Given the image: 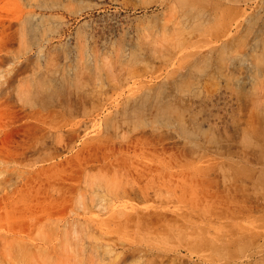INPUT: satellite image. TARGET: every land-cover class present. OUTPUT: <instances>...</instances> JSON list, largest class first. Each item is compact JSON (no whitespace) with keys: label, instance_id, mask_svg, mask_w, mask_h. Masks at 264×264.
Segmentation results:
<instances>
[{"label":"rangeland","instance_id":"rangeland-1","mask_svg":"<svg viewBox=\"0 0 264 264\" xmlns=\"http://www.w3.org/2000/svg\"><path fill=\"white\" fill-rule=\"evenodd\" d=\"M0 264H264V0H0Z\"/></svg>","mask_w":264,"mask_h":264}]
</instances>
